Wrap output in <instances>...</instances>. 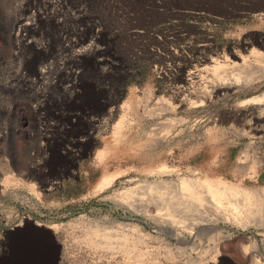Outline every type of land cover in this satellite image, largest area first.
Listing matches in <instances>:
<instances>
[{"label":"rangeland","instance_id":"rangeland-1","mask_svg":"<svg viewBox=\"0 0 264 264\" xmlns=\"http://www.w3.org/2000/svg\"><path fill=\"white\" fill-rule=\"evenodd\" d=\"M263 13L264 0H0V227L53 226L61 264H264V215L219 220L191 247L156 203L125 202L153 180L208 178L183 161L209 133L243 146L222 181L264 202ZM219 75L236 85L210 91ZM171 118L184 121L150 132ZM108 233L133 251L110 252Z\"/></svg>","mask_w":264,"mask_h":264},{"label":"bare ground","instance_id":"bare-ground-1","mask_svg":"<svg viewBox=\"0 0 264 264\" xmlns=\"http://www.w3.org/2000/svg\"><path fill=\"white\" fill-rule=\"evenodd\" d=\"M262 18L264 19V13L262 14ZM262 68L261 73L262 77H264V67L262 66ZM226 79L227 78L220 76V81L213 82L215 84L211 83L208 88H210L211 91V89L215 90L216 88L227 85H236V81H227ZM243 85L244 84L241 86ZM205 86L201 90H195V96H201V94L205 92ZM188 92V95L193 93V91L191 93L190 90ZM188 100L189 98L184 95L183 101L187 102L189 105ZM253 100L264 101V91L260 93V96ZM183 101L180 102L182 103ZM193 103L196 105L194 101ZM144 112L149 115V111ZM162 121L156 123L155 128L150 127V132L153 135H158L161 132L160 130L164 131L165 128L169 129L171 127L168 131L173 130L178 126L177 123L181 124L184 119L178 118L176 122H173V118ZM110 180V176H103L99 180L97 186H103ZM137 188L140 190L138 192L142 195L140 194L139 197H137V194L135 202L132 200H124L126 204L131 207H140L144 202H153V205L156 203V208L151 216L170 224L172 228L165 232L170 234L171 237L173 236L184 241L186 246L193 247L198 244L192 241L193 237L201 234H209L210 232L219 229L220 227L216 225V222L219 220L223 222H237L247 218L259 219L264 215V202L261 200L260 195L257 194L258 192L256 190L219 179L215 180L193 176L181 178L178 181L153 180L143 186L140 185ZM132 193V189L129 188L123 190L120 193V196L127 199L128 196L131 197ZM47 227L53 229V226ZM186 234H190V238H187ZM109 235L107 236V239L111 241H106L108 242L106 243V249H110V252L112 251V253H115L119 249L127 250L128 248L129 251H133L132 247H134V244L136 243L134 239L130 238L125 233L120 235L119 238L116 237V234ZM245 243V245H242L243 249L245 251H252L251 253L256 255L258 252L257 243L255 241H247ZM185 264H203V262H188Z\"/></svg>","mask_w":264,"mask_h":264},{"label":"flooded vegetation","instance_id":"flooded-vegetation-1","mask_svg":"<svg viewBox=\"0 0 264 264\" xmlns=\"http://www.w3.org/2000/svg\"><path fill=\"white\" fill-rule=\"evenodd\" d=\"M60 243L43 222L24 219L0 227V264H61Z\"/></svg>","mask_w":264,"mask_h":264},{"label":"crops","instance_id":"crops-1","mask_svg":"<svg viewBox=\"0 0 264 264\" xmlns=\"http://www.w3.org/2000/svg\"><path fill=\"white\" fill-rule=\"evenodd\" d=\"M242 149L240 141L209 133L193 146H185L183 166L208 178H233L243 168L238 161Z\"/></svg>","mask_w":264,"mask_h":264}]
</instances>
